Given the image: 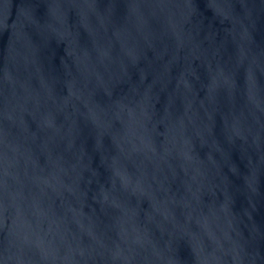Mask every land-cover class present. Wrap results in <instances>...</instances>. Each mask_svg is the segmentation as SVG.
<instances>
[{
  "label": "water",
  "instance_id": "95a60500",
  "mask_svg": "<svg viewBox=\"0 0 264 264\" xmlns=\"http://www.w3.org/2000/svg\"><path fill=\"white\" fill-rule=\"evenodd\" d=\"M0 264H264V0H0Z\"/></svg>",
  "mask_w": 264,
  "mask_h": 264
}]
</instances>
